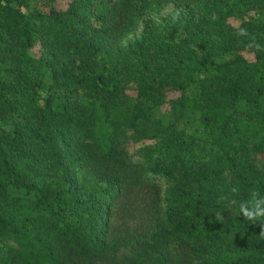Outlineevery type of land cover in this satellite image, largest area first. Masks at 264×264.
Listing matches in <instances>:
<instances>
[{
	"label": "trees",
	"instance_id": "1",
	"mask_svg": "<svg viewBox=\"0 0 264 264\" xmlns=\"http://www.w3.org/2000/svg\"><path fill=\"white\" fill-rule=\"evenodd\" d=\"M62 1L0 0V264H264V0Z\"/></svg>",
	"mask_w": 264,
	"mask_h": 264
},
{
	"label": "rangeland",
	"instance_id": "2",
	"mask_svg": "<svg viewBox=\"0 0 264 264\" xmlns=\"http://www.w3.org/2000/svg\"><path fill=\"white\" fill-rule=\"evenodd\" d=\"M29 1H30L29 8L34 7V5L36 4V0H29ZM66 1L67 0H63L59 5L63 6ZM40 7L43 9L48 8V6H44V5H40ZM175 9L176 8L172 3H164L160 9H152V10L144 11L142 17H143V19H150V20H153L155 22H160V21H163L164 18H166L168 15H170L174 11H176ZM231 23H232V25L237 26L238 20H236V19L231 20ZM142 29H143V20H140L138 26L128 34L129 35L128 38L125 39L123 42L127 43L129 40L134 39L136 36H138L141 33ZM244 54L247 57L252 56L251 52H244ZM227 57H229V56H227ZM41 94H42L41 96H44L47 94V91L42 88ZM151 110H153L155 112V114L164 121V123H168L171 120V109H170V106L168 104L151 106ZM176 126L182 130L184 129L187 133H192L195 135H203V133H204L202 125L200 124V121H199L196 113H190L185 118H183V120L177 122ZM151 142H153V140H142L136 144V148L138 149L141 146V144H143V143L149 144ZM132 158L135 160H140V159H142V156H141L140 152L136 151L133 153ZM255 163L259 167L264 168V152L263 151L256 152ZM158 182L161 186V192H162V194H164V192L166 190V185L163 182V180H159ZM163 204H164V199H163L161 205H163ZM131 208H132V205L123 204L122 209H119V213L122 215L124 214L123 215L124 218L123 219H122V217L118 218L120 216L119 215L116 219H114V222L120 223V222L124 221L130 228H131L132 224L133 225L135 223L139 224L141 222V219L139 218V216L137 215L136 212L132 213L131 216L129 215V213H127V215H126L125 210H129Z\"/></svg>",
	"mask_w": 264,
	"mask_h": 264
},
{
	"label": "clouds",
	"instance_id": "3",
	"mask_svg": "<svg viewBox=\"0 0 264 264\" xmlns=\"http://www.w3.org/2000/svg\"><path fill=\"white\" fill-rule=\"evenodd\" d=\"M245 31L246 30L241 29L242 33ZM230 191L233 197L239 193V189L235 186H233ZM233 197L221 196L220 200L228 199L231 205L238 206L239 213L243 215V218L247 221H251L253 225L258 224L260 226V235L264 236V222H260L264 221V196H260L257 192H252L250 198L247 200H237ZM214 218L216 221L222 223L224 220L222 211L215 212Z\"/></svg>",
	"mask_w": 264,
	"mask_h": 264
}]
</instances>
